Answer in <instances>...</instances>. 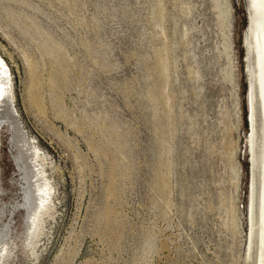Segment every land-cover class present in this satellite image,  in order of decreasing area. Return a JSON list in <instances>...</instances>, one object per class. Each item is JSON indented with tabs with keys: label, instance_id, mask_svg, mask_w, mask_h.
<instances>
[{
	"label": "rangeland",
	"instance_id": "374dc122",
	"mask_svg": "<svg viewBox=\"0 0 264 264\" xmlns=\"http://www.w3.org/2000/svg\"><path fill=\"white\" fill-rule=\"evenodd\" d=\"M223 6L0 0L13 115L52 188L27 246L25 183L4 122L0 264H255L248 3Z\"/></svg>",
	"mask_w": 264,
	"mask_h": 264
},
{
	"label": "bare ground",
	"instance_id": "6f19581e",
	"mask_svg": "<svg viewBox=\"0 0 264 264\" xmlns=\"http://www.w3.org/2000/svg\"><path fill=\"white\" fill-rule=\"evenodd\" d=\"M215 2L217 5L223 6V0H215ZM247 3L249 19L242 40V47L244 48L245 57L243 63L248 81L247 99L249 101L251 116L250 118L248 117V122L250 121V135L246 138L245 150L243 149V151L251 159V191L249 194L251 225L247 246L248 254L246 257L250 259L251 246L255 240L257 248L255 264H264V0H247ZM223 8L225 7L223 6ZM223 8L221 16L225 17L226 12ZM256 103L260 118L259 135L257 134L258 132L256 133L255 127ZM13 114V98L8 71L0 60V127L4 122L10 124L9 128L12 131L10 141L17 151L16 156L13 158L19 171L22 173V178L25 183L23 189V200L26 212L25 243L29 246L39 232L40 218L45 212L48 213V207L52 203V188L48 179L43 175V166L37 164L38 159L44 162V158L41 157L36 149H30L31 146H28V140L23 135L24 132L22 133L20 124L16 122ZM255 174L258 177L256 183L258 185L257 190L255 189ZM255 191L258 196V207L254 217ZM256 217L257 230L254 234L253 228L255 229V227H253V220ZM4 234L0 230V237Z\"/></svg>",
	"mask_w": 264,
	"mask_h": 264
}]
</instances>
